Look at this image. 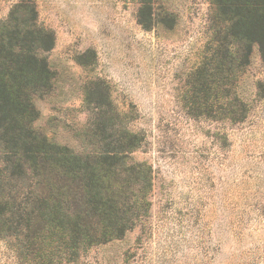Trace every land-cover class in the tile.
Masks as SVG:
<instances>
[{
    "label": "rangeland",
    "instance_id": "1",
    "mask_svg": "<svg viewBox=\"0 0 264 264\" xmlns=\"http://www.w3.org/2000/svg\"><path fill=\"white\" fill-rule=\"evenodd\" d=\"M24 1L55 36L43 54L53 80L34 97L35 131L83 155L129 131L141 141L132 160L152 167L146 216L74 264H264L258 49L237 84L246 117L214 121L196 82L216 46L213 0H149L150 9L147 0H0V23ZM10 244L0 239V264H20Z\"/></svg>",
    "mask_w": 264,
    "mask_h": 264
},
{
    "label": "trees",
    "instance_id": "2",
    "mask_svg": "<svg viewBox=\"0 0 264 264\" xmlns=\"http://www.w3.org/2000/svg\"><path fill=\"white\" fill-rule=\"evenodd\" d=\"M213 5L216 46L196 73L202 98L211 101L202 114L242 122L247 106L237 84L253 50L264 56V0ZM54 43L31 2L0 23V239L10 241L20 264H74L92 247L124 239L150 209L152 167L131 157L139 135L127 131L107 150L83 155L33 128L34 97L53 80L43 54ZM103 115L106 131L111 118Z\"/></svg>",
    "mask_w": 264,
    "mask_h": 264
}]
</instances>
